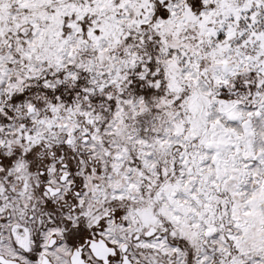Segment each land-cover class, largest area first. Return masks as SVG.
<instances>
[{
    "label": "snow or ice",
    "instance_id": "1",
    "mask_svg": "<svg viewBox=\"0 0 264 264\" xmlns=\"http://www.w3.org/2000/svg\"><path fill=\"white\" fill-rule=\"evenodd\" d=\"M0 264H264V0H0Z\"/></svg>",
    "mask_w": 264,
    "mask_h": 264
}]
</instances>
